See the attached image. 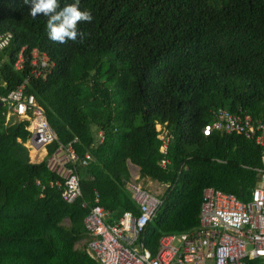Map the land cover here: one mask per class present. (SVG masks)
I'll list each match as a JSON object with an SVG mask.
<instances>
[{
    "label": "trees",
    "instance_id": "obj_1",
    "mask_svg": "<svg viewBox=\"0 0 264 264\" xmlns=\"http://www.w3.org/2000/svg\"><path fill=\"white\" fill-rule=\"evenodd\" d=\"M80 7L93 16L78 25L83 41L59 44L47 36V17L33 18L24 0H0V33L11 34L0 50V94L29 77L26 93L59 136L50 157L61 145L74 146L80 159L92 156L88 166L74 165L83 196L68 204L50 158L30 160V123H8L0 107V264H97L77 248L87 237L81 202L95 206L98 194L99 205L116 209L128 199V160L142 177L170 184L144 233L151 249L199 225L217 171L235 176L238 184L221 188L247 202L261 168L253 141L202 131L218 110L264 122V0H80ZM22 49L25 65L16 70ZM34 49L49 56L38 78ZM157 126L174 137L168 155Z\"/></svg>",
    "mask_w": 264,
    "mask_h": 264
},
{
    "label": "built area",
    "instance_id": "obj_2",
    "mask_svg": "<svg viewBox=\"0 0 264 264\" xmlns=\"http://www.w3.org/2000/svg\"><path fill=\"white\" fill-rule=\"evenodd\" d=\"M10 38L11 34L0 33V50L8 46ZM24 65L22 49L14 68L22 70ZM48 65V54L34 49L30 60V66H34L32 75L41 77L45 74L43 67ZM29 79L7 94H0V104L7 108L9 116L30 123L32 138L28 147L39 152L58 142L59 136L36 95L26 93ZM215 132L239 134L255 141L264 159L263 121L218 110L213 112V121L203 129L206 137ZM99 138L103 142L104 134ZM160 139L164 141L162 151L168 155L172 136L164 130ZM91 160L90 154L80 159L72 145H61L49 159L50 168L64 179L65 183L59 181L55 185L63 187V199L68 204L77 203L83 196L74 165L88 166ZM168 163V160L163 161L166 166ZM260 173V184L250 202H242L235 195L214 188L205 189L200 228L194 234L163 237L157 253L146 245L144 233L163 205L160 196L144 190L136 181H128L127 189L139 206V214L126 212L119 223L108 224V213L99 205L100 197L96 194L95 206L81 202V208L87 211L84 226L91 236L87 252L100 264H247L248 259H264V168Z\"/></svg>",
    "mask_w": 264,
    "mask_h": 264
},
{
    "label": "crops",
    "instance_id": "obj_3",
    "mask_svg": "<svg viewBox=\"0 0 264 264\" xmlns=\"http://www.w3.org/2000/svg\"><path fill=\"white\" fill-rule=\"evenodd\" d=\"M0 107H4V106H0ZM12 118H14V120L16 122L17 121L20 122V120H18L17 118L11 117L8 114H6V121L8 123L12 121ZM157 130L160 131V132H162V133H164V130L165 129H164L163 126H157ZM95 133H96V136H97V141L99 142V135L101 133H103V131L99 130L98 132H95ZM215 134L216 135H231V134H228V133H225V132H215V133H213V135H215ZM30 138H32V137H30ZM173 139H174V137L172 136L171 142L168 145L169 146V150L168 151H170V148H171V145H172L171 143H172ZM29 140L26 142L25 146L29 150L30 160H32L33 163L40 164V163L44 162L46 159L52 157V156L50 157V150H49L50 148L49 147L47 149H45V150L43 149V150H41L39 152L30 149L28 147ZM250 141H253V140H250ZM253 142L257 145V143L255 141H253ZM260 151H261V168L254 169L257 172V175L255 176V180L256 181H255L254 188L253 189H250L251 191H250L249 197L247 196V198H249L248 199L249 201H247V202H250L251 201L252 194H253L254 190L259 186L260 181H261V173H260V171L264 168V159H263V154H262L261 148H260ZM161 152L163 153L162 149H161ZM88 154H90V153H88ZM212 161L215 162L217 165H224L226 163L224 161V159L218 158V157L212 158ZM160 166L163 169H167V166L163 164V161L161 162V165ZM127 168H128V173H129V180L128 181H132V180L133 181H136L144 190H147L149 192H152L153 194H155L157 196H160L161 198L167 193V191H168V189L170 187V184L168 185L165 182H162L160 180H155V179H152L150 177H142V174H141V170L142 169H141V167L138 166V165H135L130 160L127 161ZM186 169H188V167ZM234 177L235 176L225 177V175L223 174L222 170L217 171L216 172L215 179L213 181L214 182V184H213L214 186H211V187H208V188H214V189L217 188L216 190H219V191H222L224 193H227L226 191H224V189L221 188V186H226L227 184H232V185L238 184L239 181L236 180ZM88 179H92V178L91 177H88ZM126 190H127V195H128L127 198L128 199H125L124 196H122L121 199L119 198V202H117L119 204V206L116 209H113V208L106 209V207H103L106 210V212L108 213L107 218H106L108 224H116V223H119L120 220H121V218L123 217V215L126 212H132V213H134L136 215L139 214V206H138L137 202L134 200L133 195L131 194V192L127 188H126ZM227 194H232V193L229 192ZM232 195H234V194H232ZM127 201H128V204H127ZM242 202H244V201H242ZM112 205H114V203ZM200 211H201V208H200ZM67 223L69 225V222H67ZM199 228H200V214H199V225H197V227H195L194 229H192V230H190V231H188L186 233H182V234L175 233V234H169V235L194 234ZM86 235H87V237L84 239V241H81L77 245V248H81V249L85 250V252L87 253V255L92 260H94L97 264H100L98 261H96L94 258H92L88 254V252H87V246H88L89 240L91 239V236H89L87 232H86ZM166 236H168V235H166ZM161 240H158V242L155 243V245L153 246L152 249L150 247V244L146 243V245L149 247V249L153 253H157L158 250H160ZM249 261L256 262L257 264H264V259H248L246 261L247 264H248Z\"/></svg>",
    "mask_w": 264,
    "mask_h": 264
},
{
    "label": "clouds",
    "instance_id": "obj_4",
    "mask_svg": "<svg viewBox=\"0 0 264 264\" xmlns=\"http://www.w3.org/2000/svg\"><path fill=\"white\" fill-rule=\"evenodd\" d=\"M29 6V14L36 18L47 17L46 31L48 38L59 44L69 41L82 42L85 33L79 30L80 23H91L93 16L89 10H81L80 0L61 6L60 0H24Z\"/></svg>",
    "mask_w": 264,
    "mask_h": 264
},
{
    "label": "rangeland",
    "instance_id": "obj_5",
    "mask_svg": "<svg viewBox=\"0 0 264 264\" xmlns=\"http://www.w3.org/2000/svg\"><path fill=\"white\" fill-rule=\"evenodd\" d=\"M245 115H249V114H245ZM249 116H251V115H249ZM12 120H14V118H12ZM95 131V130H94Z\"/></svg>",
    "mask_w": 264,
    "mask_h": 264
},
{
    "label": "water",
    "instance_id": "obj_6",
    "mask_svg": "<svg viewBox=\"0 0 264 264\" xmlns=\"http://www.w3.org/2000/svg\"><path fill=\"white\" fill-rule=\"evenodd\" d=\"M0 106H3L2 104H0Z\"/></svg>",
    "mask_w": 264,
    "mask_h": 264
}]
</instances>
